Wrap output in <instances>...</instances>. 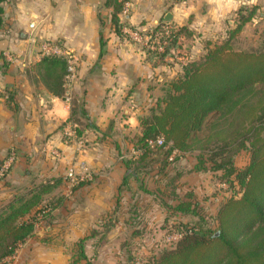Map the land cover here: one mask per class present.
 Returning <instances> with one entry per match:
<instances>
[{
  "label": "crops",
  "instance_id": "obj_1",
  "mask_svg": "<svg viewBox=\"0 0 264 264\" xmlns=\"http://www.w3.org/2000/svg\"><path fill=\"white\" fill-rule=\"evenodd\" d=\"M128 1L130 12L126 18L120 17L122 35L114 31L112 8L105 0L0 3V160L12 148L16 153L11 169L0 178V211L17 196L27 197L46 185L48 190L37 208L48 206L47 214L53 219L43 230L47 234L39 246L30 244L42 234L34 235V230L6 258V264H60L54 257L63 255L62 248L42 241L92 239L91 230L117 204L125 212L131 206L140 207L139 198L145 195L140 183L130 177L122 185L124 161L138 154L134 142L141 135L140 117L161 104L169 82L182 74L186 63L200 60L210 48L228 39L232 46L236 40L245 45L264 39V0ZM250 4L256 13L235 31L240 16L246 14H240V8ZM156 22H168L180 30L175 55H154L156 50L127 38V29L146 31ZM42 41L56 42L75 56L76 77L68 88L63 87L62 96L43 78L38 53ZM78 106L86 117L72 116V108ZM68 127H73V136L66 137ZM185 159L176 165H183ZM78 162L88 168L90 181L71 185L65 179L66 168ZM181 168L176 191L192 190L199 198L194 175L203 172L187 173ZM151 178L145 180L149 186L165 189L163 179ZM206 184L202 182L201 188ZM150 204L163 214L164 221L167 214L162 204ZM117 218V222L112 219L115 226L106 231L107 238L114 233L119 239L126 233L127 217ZM154 220L159 218L154 216ZM84 252L90 256L89 250Z\"/></svg>",
  "mask_w": 264,
  "mask_h": 264
},
{
  "label": "trees",
  "instance_id": "obj_2",
  "mask_svg": "<svg viewBox=\"0 0 264 264\" xmlns=\"http://www.w3.org/2000/svg\"><path fill=\"white\" fill-rule=\"evenodd\" d=\"M124 1L105 0V5L112 8L111 21L118 35H122L118 14ZM243 11L246 14L240 16L235 31L252 17L255 8L241 7L240 14ZM170 36L164 50L154 55L165 56L170 47L177 46L180 30L173 27ZM40 64L47 86L62 96L66 61L59 56H44ZM182 68V74L169 82L161 104L140 117L141 135L134 142L138 154L124 161L122 185L134 177L139 188L149 192L147 182H143L145 176L168 178L165 188L172 195L161 202L167 214L164 221L191 215L201 222V203L194 192L186 190L178 195L176 191V180L182 174L176 162L192 154L194 171H221L220 177L230 186L237 185L239 194L221 203L214 228L200 234L191 225L179 227L175 247L163 249L149 264H264V140L259 143L258 138L264 129V43L256 49L239 50L228 39ZM71 113L86 117L79 106ZM157 137L163 138L162 143L151 146L149 141ZM241 150L251 156L244 167L234 163ZM169 170L175 171L173 175L169 176ZM156 188L158 192L160 187ZM47 190L43 185L27 197L17 196L0 211V264L14 255L19 244L33 235L40 219L48 216V206L37 208ZM136 220L132 216L125 222ZM83 243L84 239L76 243L77 255L69 264H92Z\"/></svg>",
  "mask_w": 264,
  "mask_h": 264
},
{
  "label": "rangeland",
  "instance_id": "obj_3",
  "mask_svg": "<svg viewBox=\"0 0 264 264\" xmlns=\"http://www.w3.org/2000/svg\"><path fill=\"white\" fill-rule=\"evenodd\" d=\"M250 5L251 6L249 7H252L253 4ZM251 30L252 28L248 29V33H251ZM247 37L248 36H246V38ZM241 39L242 38H240V40ZM259 42L260 44H256ZM248 43H245L244 45V43L236 40V42L233 43V47L239 50L256 49L264 43V39L256 43L251 42L252 45L251 43H249L250 45ZM258 138L259 143L264 140V129L259 132ZM185 157L186 159L184 161H181L183 165L176 166L178 169H182L181 167L186 168L187 173H190V171H193L194 159L192 154H186ZM250 159V153L247 150H241L235 157L234 163L238 167H244L250 162ZM169 171V176L173 175V173L175 172L174 170ZM221 174V171H205L199 175H194L195 186H197V189H200V192H198L199 198L197 196L196 197L201 203L200 213L203 216V221L201 222H199V218L197 216L191 215L183 217H179L177 215V217H170L169 219H167V221H163V214H161L160 211H156V209L154 210V208L151 207L152 204H150V202L158 201L161 204L162 199H168L167 197H170L172 194L168 191L167 188H165L164 191L161 190L163 188H159L158 192H155L154 189L158 186H149V184H147L149 186V192H143L145 193V195L139 198L140 207L134 206L136 207V209H134V207L131 206L127 209L126 212L124 211V209L118 210L119 208H117L113 211V213H108L109 216L107 214L104 218L102 217L103 219H100L98 223H96V226L90 232L92 239H84L83 243L84 250L86 249L90 251V256L87 255L88 259L93 262H91L92 264H149L155 256L160 255L163 249H168L171 246L175 247V244L173 245V243L179 238L180 235L176 230L180 231V228L183 225L187 224L193 226L197 233L200 234L204 231V229L208 227L214 228L217 222V211L221 203L231 196L237 197L239 194V187L234 184L230 186L229 181H226V179L220 177ZM146 178V176L145 178H143V182L146 180ZM147 179H149V177ZM88 180L89 179H85L84 181ZM154 180L161 181L162 179L153 177L150 179V181ZM84 181H80L77 184ZM206 181L207 184L205 188H201L202 182L205 183ZM163 182L167 186L168 178H163ZM181 193L182 192H177L178 195H180ZM127 199L129 200V196L127 197ZM118 216L127 218L135 216L137 217V220L135 222H129V224L125 222L127 230L126 233L122 234L121 238L115 239L114 233H112L113 236L111 238H107L109 232L106 231L115 226L112 219L115 218V221L117 222ZM154 216L159 218V220L155 221ZM38 219H40V216L38 217ZM108 219H110L109 222ZM44 220L45 223L43 221L42 224H36V231L34 235H36L37 232H41L42 234H37L34 241L30 243L33 247L39 246V240L46 238L47 233H45L43 230H46L45 228L52 224L53 219H50V216H47L46 218H44ZM174 223L176 226L174 225ZM52 231L53 230H50L49 233H51ZM133 233H135V235H133ZM79 240L81 239L68 241L59 239L56 240L52 238L50 241L45 240L42 242H51L52 244L57 245L59 248L61 247L62 251L64 252L63 255L54 258L57 259L58 263H60L59 261L61 260L62 263L60 264H69L72 259L76 258V243ZM6 263L7 261L5 259L1 264Z\"/></svg>",
  "mask_w": 264,
  "mask_h": 264
},
{
  "label": "built area",
  "instance_id": "obj_4",
  "mask_svg": "<svg viewBox=\"0 0 264 264\" xmlns=\"http://www.w3.org/2000/svg\"><path fill=\"white\" fill-rule=\"evenodd\" d=\"M130 12V3L125 0L123 7L119 12V18H126ZM173 27L168 22L155 23L154 26L150 27L146 31L140 29H127V38L134 43H139L146 48L163 51L165 46L171 41V31ZM169 52L175 55V47H170ZM38 53L41 57L44 56H59L66 61V72L63 76V87L68 88L75 80L76 77V64L74 54L65 51L58 43L50 41H42L38 45ZM66 137L74 135L73 127H68L65 130ZM163 141L162 137H157L155 140L149 141L151 146L155 144H161ZM56 156H59L58 151H54ZM16 161V153L12 148L8 151L6 157L0 162V178L4 177L11 169L12 165ZM91 174L84 164V162H78L71 164L66 168L65 179L71 185H75L85 179H90Z\"/></svg>",
  "mask_w": 264,
  "mask_h": 264
},
{
  "label": "water",
  "instance_id": "obj_5",
  "mask_svg": "<svg viewBox=\"0 0 264 264\" xmlns=\"http://www.w3.org/2000/svg\"><path fill=\"white\" fill-rule=\"evenodd\" d=\"M166 18H168V17H166Z\"/></svg>",
  "mask_w": 264,
  "mask_h": 264
}]
</instances>
